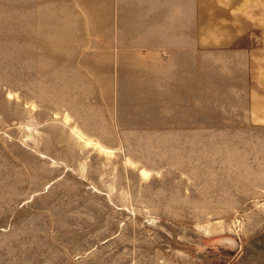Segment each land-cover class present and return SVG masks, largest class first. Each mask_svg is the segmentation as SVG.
<instances>
[{
  "label": "rangeland",
  "instance_id": "374dc122",
  "mask_svg": "<svg viewBox=\"0 0 264 264\" xmlns=\"http://www.w3.org/2000/svg\"><path fill=\"white\" fill-rule=\"evenodd\" d=\"M0 264H264V0H0Z\"/></svg>",
  "mask_w": 264,
  "mask_h": 264
}]
</instances>
